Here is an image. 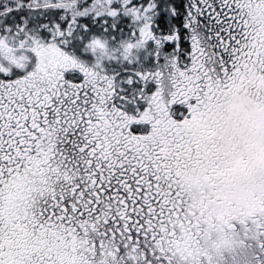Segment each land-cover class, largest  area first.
Masks as SVG:
<instances>
[{
	"label": "snow or ice",
	"instance_id": "6c2138e0",
	"mask_svg": "<svg viewBox=\"0 0 264 264\" xmlns=\"http://www.w3.org/2000/svg\"><path fill=\"white\" fill-rule=\"evenodd\" d=\"M0 264H264V0H0Z\"/></svg>",
	"mask_w": 264,
	"mask_h": 264
}]
</instances>
